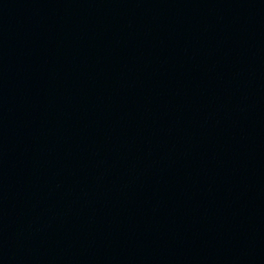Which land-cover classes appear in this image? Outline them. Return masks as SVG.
Here are the masks:
<instances>
[{"label": "water", "instance_id": "water-1", "mask_svg": "<svg viewBox=\"0 0 264 264\" xmlns=\"http://www.w3.org/2000/svg\"><path fill=\"white\" fill-rule=\"evenodd\" d=\"M0 264H264V0H0Z\"/></svg>", "mask_w": 264, "mask_h": 264}]
</instances>
